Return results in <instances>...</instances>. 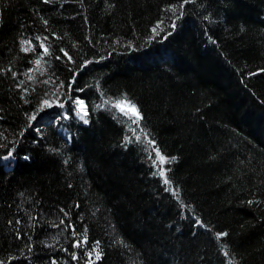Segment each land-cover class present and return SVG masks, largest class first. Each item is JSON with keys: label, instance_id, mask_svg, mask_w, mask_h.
<instances>
[{"label": "trees", "instance_id": "obj_1", "mask_svg": "<svg viewBox=\"0 0 264 264\" xmlns=\"http://www.w3.org/2000/svg\"><path fill=\"white\" fill-rule=\"evenodd\" d=\"M0 264H264V0H0Z\"/></svg>", "mask_w": 264, "mask_h": 264}, {"label": "snow or ice", "instance_id": "obj_2", "mask_svg": "<svg viewBox=\"0 0 264 264\" xmlns=\"http://www.w3.org/2000/svg\"><path fill=\"white\" fill-rule=\"evenodd\" d=\"M186 2H187V0H186ZM154 31H155V29H154ZM25 50L27 51L28 49H25ZM45 51H47V50H45ZM46 103H47V102H46ZM79 103H80L81 105L83 104L82 101H80ZM121 105H127V110H125L124 107H121ZM114 106L117 107V108H119L120 111H121L125 116H129L130 118L134 117V119L131 120V122H132L133 124L138 123V121H139L140 119H142V117H141V115H140V113H139V110L136 108V106H135V105H132L129 101H127L126 98L117 101L116 104H115ZM32 119H35V117H32ZM85 122H87V121H85ZM133 131H135V130H133ZM126 139H127V138H126ZM137 139H139V138L137 137ZM149 143L151 144L152 141H149ZM153 150L156 152L157 158H158L161 162H164L165 158L160 154L159 150H158V149H153ZM9 155H11V153H10ZM160 175H164V173H163L162 170H161V172H160ZM164 182H165L166 184L169 183V181H168L167 179H165ZM219 235L222 236V235H226V234H225V233H221V234H219ZM77 246H78V245H77ZM97 259H99V254H97Z\"/></svg>", "mask_w": 264, "mask_h": 264}, {"label": "rangeland", "instance_id": "obj_3", "mask_svg": "<svg viewBox=\"0 0 264 264\" xmlns=\"http://www.w3.org/2000/svg\"><path fill=\"white\" fill-rule=\"evenodd\" d=\"M48 107H52V104H47Z\"/></svg>", "mask_w": 264, "mask_h": 264}]
</instances>
